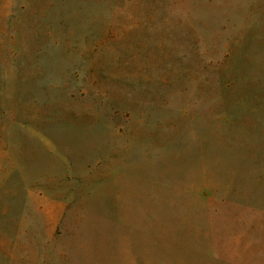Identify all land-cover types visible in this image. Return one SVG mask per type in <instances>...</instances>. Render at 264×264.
Wrapping results in <instances>:
<instances>
[{"label":"rangeland","instance_id":"1","mask_svg":"<svg viewBox=\"0 0 264 264\" xmlns=\"http://www.w3.org/2000/svg\"><path fill=\"white\" fill-rule=\"evenodd\" d=\"M0 264H264V0H0Z\"/></svg>","mask_w":264,"mask_h":264}]
</instances>
